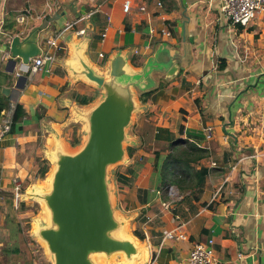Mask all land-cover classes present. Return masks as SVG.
I'll return each instance as SVG.
<instances>
[{
    "label": "crops",
    "instance_id": "crops-1",
    "mask_svg": "<svg viewBox=\"0 0 264 264\" xmlns=\"http://www.w3.org/2000/svg\"><path fill=\"white\" fill-rule=\"evenodd\" d=\"M68 24L73 28L67 36L89 39L83 53L96 67L115 51H132L131 62L141 69L160 45L170 52L166 60L179 65L173 79L157 73V87L143 94L147 110L131 129L140 145L129 149L132 164L115 172L118 206L138 214L132 231L150 250L147 264H189L194 245L209 240L218 264H264V19L233 26L221 0H0V101L9 104L0 125L11 124L0 135V264L32 263L22 253L28 245L25 220L32 214L26 213L29 203L23 208L15 200L14 180L29 187L40 165H50L45 151L52 132L68 141L78 98L98 96L71 76L67 63L76 58L65 40L59 38L61 49L51 51L56 60L47 64L50 72L36 75L11 57L9 45L47 25L38 42L47 50V40ZM166 27L170 37L162 34ZM18 105L25 117L13 127ZM207 127L214 129L210 141ZM180 141L196 145L202 155L188 173L174 177L181 183L171 186L173 199L162 172ZM169 203L173 208L167 210ZM174 230L186 240H165Z\"/></svg>",
    "mask_w": 264,
    "mask_h": 264
},
{
    "label": "water",
    "instance_id": "water-1",
    "mask_svg": "<svg viewBox=\"0 0 264 264\" xmlns=\"http://www.w3.org/2000/svg\"><path fill=\"white\" fill-rule=\"evenodd\" d=\"M46 27L16 36L9 45V54L19 58L26 71L42 52L39 35ZM67 32L60 39L72 46L76 58L67 63L71 76L93 86L98 96L87 105L76 102L67 126L81 127L75 147H70L64 135L52 132L45 151L51 164L43 181L46 187L32 184L22 194V202L42 205L31 236L44 245L52 264H98L102 259L147 264L150 250L132 231L138 214L124 213L118 206L115 172L132 164L129 149L140 145L131 129L137 116L147 110L141 96L157 87V73L173 79L179 65L171 57L166 60L170 52L160 45L141 69L132 64V51H115L103 67H96L83 53L89 39L77 42ZM3 92L9 94L8 89Z\"/></svg>",
    "mask_w": 264,
    "mask_h": 264
},
{
    "label": "built area",
    "instance_id": "built-area-1",
    "mask_svg": "<svg viewBox=\"0 0 264 264\" xmlns=\"http://www.w3.org/2000/svg\"><path fill=\"white\" fill-rule=\"evenodd\" d=\"M131 10V4L126 2L124 5V11L129 13ZM145 8L142 7L141 11H144ZM221 12L226 18V20L233 26L237 27H249L250 24L257 17L264 19V0H221ZM1 28V27H0ZM73 28V24H68L64 31L54 38L47 40L46 47L47 50H43L40 55L35 57L29 63V72L32 75H36L43 71L50 72V69L47 68V64H53L56 60L55 53H52V50L61 49L59 45V38L65 32ZM152 33L155 30H151ZM84 31H79L80 35H84ZM162 34L170 37L171 32L169 28H165L162 31ZM11 130V124L0 125V135L9 133ZM214 129L213 127H207L205 129V138L207 141L213 139ZM169 195L174 199L175 189L173 187L169 188ZM22 185L19 179L14 180V197L17 202H20L22 199ZM165 209H171L172 204H164ZM165 240H186V236L177 232V230L166 232L164 235ZM214 241L209 240L207 243H196L193 249L190 252L189 264H218L215 258L214 250ZM2 241L0 238V257L2 255Z\"/></svg>",
    "mask_w": 264,
    "mask_h": 264
},
{
    "label": "trees",
    "instance_id": "trees-1",
    "mask_svg": "<svg viewBox=\"0 0 264 264\" xmlns=\"http://www.w3.org/2000/svg\"><path fill=\"white\" fill-rule=\"evenodd\" d=\"M146 95H142L141 100L144 101V97H146ZM92 100H93V98L79 97L77 101L81 105H87ZM8 108H9V104H8L7 100L3 99L2 102L0 101V116H1L2 112ZM24 117H25V111H24L22 106L18 105L16 107V110H15V113L13 116V125L12 126L14 127ZM77 142H74L73 146H76ZM174 146H175V149L173 148V150L170 151V154H169V156L165 162V165L163 167V172H162L163 178H164V184L166 187L168 186L167 189L176 183L180 184L181 183L180 180H178V182H176L174 180V177L188 173L189 169L191 168V163L199 160L201 158V155H202V154H200L201 150L197 149L196 145L191 144V143L186 142V141L177 142L174 144ZM183 146H185V147L183 148ZM178 147H179V149H178ZM48 169H49L48 166H45V167L43 166V168L41 167L39 172H38V176H40V178H44L48 172ZM183 184H186V182L183 181ZM140 238L143 239L142 237H140Z\"/></svg>",
    "mask_w": 264,
    "mask_h": 264
},
{
    "label": "rangeland",
    "instance_id": "rangeland-1",
    "mask_svg": "<svg viewBox=\"0 0 264 264\" xmlns=\"http://www.w3.org/2000/svg\"><path fill=\"white\" fill-rule=\"evenodd\" d=\"M80 129H81V127L78 124H74V125L70 126L68 134H67V140H68L67 142L69 144H71V146H73L74 142L78 141L77 144L79 143V141H80L79 130ZM43 166L44 167L48 166V168H49L48 172H49V170L51 168V164L49 165L48 162L45 161L44 163H42L40 165V168L41 167L43 168ZM48 172H47V174H49ZM47 174L45 175V177L48 176ZM44 178H40V176H38V173H37L36 178H34V180L32 179V181H28L27 184H30L29 186H32V184L33 185L41 184V183H43ZM161 182H162V178H161ZM44 184H46V183H44ZM22 189H23L22 194H24L26 189H24L23 186H22ZM120 194L123 195V192L120 191ZM21 203H22L21 205L23 208L25 207V203H29L30 206H28V208H26V210L28 209V211L26 213L30 212L32 214V216H30V217L28 216L29 218L27 220H25L24 234H25V239H26L28 245L22 248L23 249L22 253L25 254V256L32 262L31 264H33V263H35V264H52L50 262V260L47 258L44 245L42 243L34 240L33 237L31 236L32 228H33V222L38 220L40 214L42 213V205L36 201H26V202L23 201L22 202V199H21ZM123 204L127 207V204L125 202ZM2 251H3V247H2Z\"/></svg>",
    "mask_w": 264,
    "mask_h": 264
},
{
    "label": "bare ground",
    "instance_id": "bare-ground-1",
    "mask_svg": "<svg viewBox=\"0 0 264 264\" xmlns=\"http://www.w3.org/2000/svg\"><path fill=\"white\" fill-rule=\"evenodd\" d=\"M43 187L45 188L46 187V184H43ZM114 236H116V237H121V235H120V233H116V234H114ZM118 260H115V259H113V260H107V261H101L100 262V264H115V263H118V262H120V263H124L125 264V262H124V260H119L118 262H117ZM126 264H128V263H126Z\"/></svg>",
    "mask_w": 264,
    "mask_h": 264
}]
</instances>
